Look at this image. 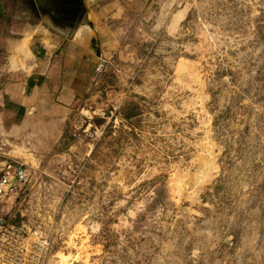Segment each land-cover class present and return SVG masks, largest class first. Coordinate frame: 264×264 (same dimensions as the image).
Segmentation results:
<instances>
[{
    "label": "rangeland",
    "instance_id": "obj_1",
    "mask_svg": "<svg viewBox=\"0 0 264 264\" xmlns=\"http://www.w3.org/2000/svg\"><path fill=\"white\" fill-rule=\"evenodd\" d=\"M83 2L0 0V88L55 20L97 55L70 102L0 119L30 173L0 215L43 264H264V0Z\"/></svg>",
    "mask_w": 264,
    "mask_h": 264
},
{
    "label": "crops",
    "instance_id": "obj_2",
    "mask_svg": "<svg viewBox=\"0 0 264 264\" xmlns=\"http://www.w3.org/2000/svg\"><path fill=\"white\" fill-rule=\"evenodd\" d=\"M68 20L72 23L73 19ZM64 22L55 20L52 29L44 26L40 33L31 35L27 49L30 56L25 66H7L14 79L0 88L1 120L16 121V117L34 114L41 108L66 104L85 86L87 69L95 65L97 55L89 47V33L84 24L77 23L71 31H65ZM10 39L12 48L24 38Z\"/></svg>",
    "mask_w": 264,
    "mask_h": 264
},
{
    "label": "built area",
    "instance_id": "obj_3",
    "mask_svg": "<svg viewBox=\"0 0 264 264\" xmlns=\"http://www.w3.org/2000/svg\"><path fill=\"white\" fill-rule=\"evenodd\" d=\"M29 175L21 161L4 160L0 166V197L21 190ZM50 247V240L38 230L30 234L0 215V264H43Z\"/></svg>",
    "mask_w": 264,
    "mask_h": 264
},
{
    "label": "flooded vegetation",
    "instance_id": "obj_4",
    "mask_svg": "<svg viewBox=\"0 0 264 264\" xmlns=\"http://www.w3.org/2000/svg\"><path fill=\"white\" fill-rule=\"evenodd\" d=\"M49 3L54 10L69 18L85 9L83 0H49Z\"/></svg>",
    "mask_w": 264,
    "mask_h": 264
},
{
    "label": "bare ground",
    "instance_id": "obj_5",
    "mask_svg": "<svg viewBox=\"0 0 264 264\" xmlns=\"http://www.w3.org/2000/svg\"><path fill=\"white\" fill-rule=\"evenodd\" d=\"M59 264H68L67 261L63 260V261H60Z\"/></svg>",
    "mask_w": 264,
    "mask_h": 264
},
{
    "label": "water",
    "instance_id": "obj_6",
    "mask_svg": "<svg viewBox=\"0 0 264 264\" xmlns=\"http://www.w3.org/2000/svg\"><path fill=\"white\" fill-rule=\"evenodd\" d=\"M96 52L99 53V49H97Z\"/></svg>",
    "mask_w": 264,
    "mask_h": 264
}]
</instances>
